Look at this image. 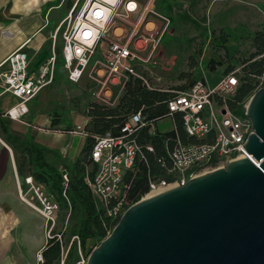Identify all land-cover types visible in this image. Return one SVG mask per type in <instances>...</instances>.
I'll return each instance as SVG.
<instances>
[{
  "label": "built area",
  "instance_id": "2783aa9c",
  "mask_svg": "<svg viewBox=\"0 0 264 264\" xmlns=\"http://www.w3.org/2000/svg\"><path fill=\"white\" fill-rule=\"evenodd\" d=\"M156 2L77 0L56 31L62 33L61 55L66 80L72 84L85 79L93 82L94 102L106 106L111 104V95L107 91L122 89L131 80H139L147 89L153 88L148 71L164 66L158 49L168 27L167 20H161V25L156 21ZM48 64L34 70L30 69L24 50L10 56L8 69L0 73L5 92L17 99V103L6 112L9 120L26 125L24 118L29 114V104L46 87L55 83V56ZM260 79L261 89L264 88V77ZM238 86L239 79L232 73L215 86L197 81L186 91L170 98L166 104L168 118L180 115L186 136L197 143L183 145L179 142L168 153L172 166L168 172L176 173L178 177L171 183L150 179L149 192L142 198L157 195L169 187L184 186L190 178L226 167L230 162L252 159L246 146L254 134L253 124L246 115H236L227 106ZM146 126L139 112L123 123L118 135L108 132L95 137L89 159L97 169L93 179H87L86 184L97 205L113 222L134 204L129 196L130 186L124 181L125 172L143 158V148L136 141V136ZM80 129L87 136L85 129ZM146 149L153 152L150 145ZM159 163L165 166L162 160ZM26 184L29 189L23 201L47 224L46 240L56 239L60 245V256L51 264H87L90 255L83 253L78 236L71 237L68 244L60 234L53 233L57 225L56 215L60 211L54 197L47 194L41 185L35 184L32 177L26 180ZM73 247L77 257L71 260ZM42 253L40 251L36 255L37 264H46Z\"/></svg>",
  "mask_w": 264,
  "mask_h": 264
},
{
  "label": "water",
  "instance_id": "95a60500",
  "mask_svg": "<svg viewBox=\"0 0 264 264\" xmlns=\"http://www.w3.org/2000/svg\"><path fill=\"white\" fill-rule=\"evenodd\" d=\"M246 106L252 159L134 203L87 264H264V88Z\"/></svg>",
  "mask_w": 264,
  "mask_h": 264
},
{
  "label": "crops",
  "instance_id": "0c3cea01",
  "mask_svg": "<svg viewBox=\"0 0 264 264\" xmlns=\"http://www.w3.org/2000/svg\"><path fill=\"white\" fill-rule=\"evenodd\" d=\"M46 3L47 0H0V73L8 69L7 61L10 56L20 50L27 53L30 69H36L34 63L41 60L56 34L54 32L57 31L52 28L50 12L44 8ZM231 4L236 11L235 15H227L222 10L225 52L228 50L229 36H240L238 34L243 38L250 35L256 49L255 41L258 38L264 39V0H222V5L231 7ZM232 24L235 27L234 31L231 30ZM164 69L165 65L148 71L153 88L159 86V83H154L155 80L152 79L153 71ZM210 77L211 74L204 73L197 81H205L212 87L224 76L217 83L213 81L211 83ZM159 80L156 81L160 82ZM56 82L46 87L47 90H43L36 99L38 100L36 104L29 105V114L24 118L25 125L6 117V112L17 103V99L5 92L0 79V264H37V253L44 251L47 245L43 235L44 224L38 221L43 218L23 201L24 194L29 189L26 180L32 177L20 167V157L23 155L27 157L23 149L33 144L35 148L41 149L43 158L46 149L47 158L62 157L75 162L86 139L85 136L63 131V126L69 123L72 125L75 118L73 112L69 110L68 114L66 111L59 114L66 108L67 101L71 100L68 93L71 88L82 89L87 93L93 92L91 91V88H94L93 82L85 79L79 84H72L65 76ZM131 82L134 80L129 81L122 89L107 91L111 95V104L107 106H117ZM178 89L154 90L169 95L185 91V87ZM62 91L68 96L61 95ZM92 100V103H97ZM84 111L88 113L87 107ZM85 120L87 125L88 117ZM162 120L164 119L158 121ZM166 120L170 121L171 130L177 129L175 116ZM155 131L159 130L151 126L149 134L153 135Z\"/></svg>",
  "mask_w": 264,
  "mask_h": 264
},
{
  "label": "rangeland",
  "instance_id": "374dc122",
  "mask_svg": "<svg viewBox=\"0 0 264 264\" xmlns=\"http://www.w3.org/2000/svg\"><path fill=\"white\" fill-rule=\"evenodd\" d=\"M76 1L77 0H47L45 7H43L48 9L51 14V25L53 30H57V27L67 17ZM232 5L233 4H231V7H229V5H222V0H157L154 10L159 19L156 18V21L159 22V25H161L160 22L163 20L168 21L167 30L161 39L158 49L160 61L164 62L166 69H164V71H153L152 79L155 80L154 83H159V86L151 88L152 90L170 91L179 90L178 88L180 87H185L184 90H186L188 87L192 86L195 81L200 80L204 73L206 75H212V77H210L211 83L212 81L213 83H217L222 76L232 73L237 75L239 81L243 78L244 67L247 65V62H249L256 49L253 47V38L250 35L243 38L240 37L241 34H238L240 36L233 37L231 35L232 37H227L229 39V46L228 50L225 52L222 10L227 15H235L236 11ZM231 27V30L234 31V24H232ZM54 33H56L57 36L54 34V37L47 46L45 54L40 58L41 60H38L39 62H36V64L34 63V65H36V70H38L42 65H49L50 59L55 56L54 80L58 83V79L65 76L63 74L61 55L63 40L60 31ZM257 81L259 82L257 87L258 91L260 89L261 79L259 78ZM44 90H47V88ZM68 93L71 96V100L67 101V99H65V101H67L66 110L60 111L59 115L65 113V111L68 114L70 110V112H73L75 118L72 125L69 123V125L63 126V131L84 136L80 129H85L86 126L85 119L88 113L84 110L87 107L88 111L89 105L95 97L93 95L95 92L87 93L82 89L79 90L74 87L71 88ZM63 94L62 91L61 95ZM64 95L68 96L67 94ZM37 101L38 100L35 99L30 104H36ZM248 102L244 105L245 108ZM152 127L160 132L166 133L171 132L169 130H171L172 125L170 121L164 119L152 124ZM85 138L83 147L79 151V155L75 162L62 157L58 159L47 158L46 155L48 152L44 149L43 160L51 165L52 169L58 171L60 175H63L64 184L67 183L71 177H75L73 169L77 163L84 167L87 175L92 171V166L88 164L86 159L88 150L87 136H85ZM32 147H34V145L29 144L23 149V152L26 153L27 150H31ZM32 154L33 155L29 158L23 155L19 159L20 167H22L24 171L30 173L31 176L41 172V169H39L37 165L38 160L36 159V153L32 152ZM168 175H171L170 177H175V179L178 177L176 173ZM35 180L36 178L34 179V183ZM51 185L52 181L46 184V188L43 187V190L54 197L60 207V211L56 215L57 225L53 233L55 235L60 234L64 242L69 244L71 242V237H73V232L79 228L82 212L79 209L77 210L71 207V202L66 193H63L65 200H60L59 195L57 192L53 191ZM65 188L66 186H64V189ZM30 197L31 195L28 196V198ZM32 210L35 211L34 209ZM36 213L40 215L38 212ZM38 221L44 224L43 235L45 238L48 232V226L43 219H41V221L38 219ZM112 230L113 229H111V231ZM49 242L46 240L47 244ZM70 255L71 260L77 257L75 247L71 249Z\"/></svg>",
  "mask_w": 264,
  "mask_h": 264
},
{
  "label": "trees",
  "instance_id": "16d2710c",
  "mask_svg": "<svg viewBox=\"0 0 264 264\" xmlns=\"http://www.w3.org/2000/svg\"><path fill=\"white\" fill-rule=\"evenodd\" d=\"M255 46L256 51L244 67V76L239 81L236 94L227 101V106L230 110L239 116L245 115L246 109L244 105L257 91L259 85L257 80L264 76V39L258 38L255 41ZM124 94L119 104L115 107H106L98 103L89 105L87 115L89 123L85 126L88 143L86 159L88 164L92 166V171L88 175L84 167L77 163L73 169L75 177H71L64 184L63 175H60L58 171L52 169V166L43 160L41 149L32 147L31 150L29 149L26 152L28 158L33 155L32 152L37 154V165L41 172L36 175L33 174L36 178L35 183L45 186L52 181L51 188L54 192H57L59 199L65 200L63 193H66L71 202V207L82 212L79 228L73 232L72 236H78L81 242V249L86 255H90L95 247L106 239L111 229L118 224V220L111 221L107 217L106 212L97 205L95 197H93L86 184L87 179H93L97 169V166L95 164L92 165L89 159L95 137L103 136L108 132L118 135L123 123L131 115L139 112H141L146 121L147 126L140 130L136 136V141L143 148V158L136 161L134 166L125 172L124 181L130 186L129 196L132 204L140 201L149 192L150 179H163L168 183L175 180V177L168 175V171L172 167L168 153L179 142L183 145L197 143L196 140L186 136L180 115H175L176 130L166 133L155 131V134H149L152 124L160 119L168 118L166 104L173 95L156 90L149 91L141 86L139 80L129 83ZM148 145L152 146L153 152L147 151L146 147ZM159 160H162L165 166H162ZM63 185L66 186L65 189ZM42 254L45 257L46 264L55 262L60 256V245L57 240L50 241Z\"/></svg>",
  "mask_w": 264,
  "mask_h": 264
},
{
  "label": "bare ground",
  "instance_id": "6f19581e",
  "mask_svg": "<svg viewBox=\"0 0 264 264\" xmlns=\"http://www.w3.org/2000/svg\"><path fill=\"white\" fill-rule=\"evenodd\" d=\"M172 188H173V187H169L168 189H172ZM168 189H167V190H168Z\"/></svg>",
  "mask_w": 264,
  "mask_h": 264
}]
</instances>
